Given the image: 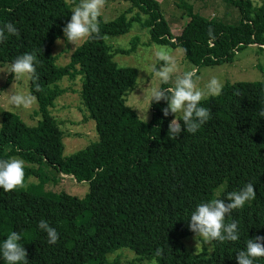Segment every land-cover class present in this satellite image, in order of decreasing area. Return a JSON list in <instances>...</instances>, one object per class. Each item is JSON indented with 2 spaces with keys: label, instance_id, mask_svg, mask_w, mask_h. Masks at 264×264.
<instances>
[{
  "label": "trees",
  "instance_id": "1",
  "mask_svg": "<svg viewBox=\"0 0 264 264\" xmlns=\"http://www.w3.org/2000/svg\"><path fill=\"white\" fill-rule=\"evenodd\" d=\"M122 1L129 6L113 20L99 17V35L77 45L62 66L55 64L52 46L64 35L62 28L80 1H0V27L11 22L19 33H6L7 40L0 43V65L35 53V83L40 87L37 91L28 80L29 93L37 97L35 125L15 113H1L0 159L24 161L25 186L9 192L0 188V245L11 232L20 233L28 264H120L107 259L120 248L132 250L139 259L153 258L156 264H237L236 255L247 241L264 236V118L259 116L264 85L223 84L219 95L200 102L210 110V119L195 134L182 131L172 140L168 125L175 116L164 117L165 101L151 104L145 124L137 122L136 112L125 103L137 70L118 66L112 56L133 53L139 39L132 37L127 49L113 48L107 39L126 34L138 23L148 30L147 44L180 47L195 67L230 63L246 46L264 51V3L224 0L238 8L236 24L205 18L185 5L188 20L173 35L157 0ZM7 75L9 81L13 74ZM64 78L80 81L77 107L85 120L94 122L97 133L95 141L69 155L63 154V138L69 132L51 113L65 91L59 86ZM128 133L134 139L127 145L123 138ZM86 174L88 191L82 197L63 190L55 196L39 194L27 187L29 177L72 175L80 180ZM247 183L255 186V199L225 217V224L237 222L239 239L213 241L209 257L190 253L183 239L194 234L188 224L197 205L212 199L227 203L228 193ZM42 219L51 227L66 222L57 230L56 244H49L39 229ZM0 264H7L2 253ZM254 264H264V257L255 258Z\"/></svg>",
  "mask_w": 264,
  "mask_h": 264
},
{
  "label": "rangeland",
  "instance_id": "2",
  "mask_svg": "<svg viewBox=\"0 0 264 264\" xmlns=\"http://www.w3.org/2000/svg\"><path fill=\"white\" fill-rule=\"evenodd\" d=\"M5 4H10L15 0H0ZM81 2V0H79ZM160 3V8L163 12L169 25L172 27V34H179L182 26L187 22V16L184 13L186 6H192L193 11L205 18H218L227 24H236L241 15L238 8L229 5L224 0H157ZM253 6H260L264 0H249ZM185 2V3H184ZM186 5V6H185ZM129 6V3L122 0H106L105 6L101 11V19L103 21H110L116 18L122 11ZM136 36L139 43L133 53L124 55L121 53H114L112 59L120 67H133L137 70V80L131 91L125 97V103L132 108L138 117L139 109L143 113H147L148 119L136 118L138 123H147L151 118L150 100L143 98L144 89L148 88L152 82L154 86L160 87L162 83L152 71L153 65L159 68L163 62L157 61L154 52L157 44H147L149 40L148 30L141 28L138 23H133L131 29L126 34L114 38H108V44L113 48L130 47L129 42L132 37ZM66 41L64 35L61 37ZM83 41V40H82ZM82 41L78 42L79 45ZM74 45L67 44V47L61 44L52 46L51 54L55 57V64L62 66L69 61L72 51L75 49ZM171 54L177 62V72L172 75V78L167 83L169 87L174 86L177 78L182 76L186 71L196 70L197 88L205 93L204 98L209 97L207 93L208 82L215 77L221 85L225 83H234L238 81H258L264 85V51L259 50L255 45L246 46L241 51L237 52L232 62H224L213 66H199L195 67L188 62L182 49L180 47H169ZM8 65H0V118L3 111H9L17 114L20 119L27 125H35L37 117L33 116V110L37 108L36 103L30 110L15 109L8 103V91L11 90L12 83L18 89L28 92V80L22 79L20 81L13 80V77L7 81L9 77L5 71L9 69ZM143 70V71H142ZM80 81L70 80L64 78L59 86L64 88V92L56 100V105L51 113L59 121L63 130L69 132L64 138V155L72 154L73 152L84 148L97 138L94 122L89 119L85 120L81 112L78 110L79 97L78 88ZM147 91V90H146ZM163 107L165 104L163 103ZM180 117V114H178ZM1 123V119H0ZM124 141L128 145L133 141L131 133L124 136ZM23 144L22 147H26ZM89 165V164H88ZM82 171V170H81ZM85 176H80L77 180L72 175H62L58 179L48 180L44 176L40 178L29 177L27 179V187H31L36 193L42 194L44 192L55 196L59 191H66L71 195L82 197L88 191V184ZM66 227V222L61 221L55 225V229L59 230ZM183 243L187 250L192 254H203L205 257L211 256L213 252L212 244L201 242L199 250L196 252L194 234L189 235L183 239ZM211 249V250H210ZM108 261L118 259L120 264H156L153 258L139 259L137 255L128 248H120L107 255ZM129 262V263H128Z\"/></svg>",
  "mask_w": 264,
  "mask_h": 264
},
{
  "label": "clouds",
  "instance_id": "3",
  "mask_svg": "<svg viewBox=\"0 0 264 264\" xmlns=\"http://www.w3.org/2000/svg\"><path fill=\"white\" fill-rule=\"evenodd\" d=\"M106 0H81L72 10L70 21L62 28L65 40L57 37L56 43L77 46L78 42L91 36L99 35L98 18L104 8ZM7 34L19 35L16 26L7 22L0 27V43L7 40ZM208 35L214 37V30L209 27ZM74 47V48H75ZM157 61L163 64L156 68L153 65L152 71L159 80L167 84L172 75L177 72V62L171 54V49L167 46H157L154 52ZM35 63H38L35 53H27L16 57L6 73L13 74V80L20 81L26 79L35 84L36 90L40 87L35 82L39 79L36 75ZM143 71V70H142ZM196 70L186 71L176 79L174 86L161 88L150 86L144 89L143 98L159 104L165 101L167 106L162 108L164 117L174 115L168 125V138L176 140L182 131L188 134H195L210 119V110L200 106L205 93L197 88ZM207 93L212 96L219 95L222 85L213 77L207 84ZM147 90V91H146ZM8 93V103L15 109L30 110L37 102V97L31 93L18 89L12 83ZM180 114V119H178ZM259 116L264 118V103L259 110ZM137 118L148 119L147 113L139 109ZM182 122V123H181ZM25 165L19 158L0 159V188L5 192L12 191L18 187L25 186ZM256 197V189L252 183H247L238 191L228 193L226 199H212L197 205L190 215L188 228L194 233L196 252L199 250L201 242L211 245L213 241H232L239 239L237 222L233 221L225 224L226 215H230L233 210L242 208L246 202ZM39 229L47 234L48 243L56 244L59 241V233L51 227L46 220H40ZM22 235L16 231L11 232L0 245V253L7 264H28L27 251L20 243ZM211 250V249H210ZM264 257V236L257 235L249 239L245 250H241L236 255L237 264H254V259Z\"/></svg>",
  "mask_w": 264,
  "mask_h": 264
}]
</instances>
